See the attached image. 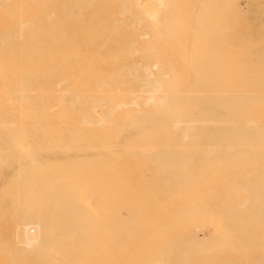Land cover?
I'll list each match as a JSON object with an SVG mask.
<instances>
[{
  "label": "bare ground",
  "instance_id": "6f19581e",
  "mask_svg": "<svg viewBox=\"0 0 264 264\" xmlns=\"http://www.w3.org/2000/svg\"><path fill=\"white\" fill-rule=\"evenodd\" d=\"M181 1L0 0V252L14 264H71L110 236H126L119 264L138 244L125 264H202L206 226L207 252L215 232L263 234L264 43L237 0ZM260 236L244 251L259 264ZM220 247L205 264L234 262Z\"/></svg>",
  "mask_w": 264,
  "mask_h": 264
},
{
  "label": "rangeland",
  "instance_id": "374dc122",
  "mask_svg": "<svg viewBox=\"0 0 264 264\" xmlns=\"http://www.w3.org/2000/svg\"><path fill=\"white\" fill-rule=\"evenodd\" d=\"M138 1L141 3V2L144 1V0H138ZM185 1H186V0H185ZM188 1H189V0H188ZM188 1H187V3H188ZM208 1H209V0H208ZM237 1H238V2H237V7H239V9H240L239 12H241L242 14L238 12V10H239L238 8H237V13H239L238 15H239L240 17H242V18L245 20V22L242 23L243 27L246 26L245 29H246L247 32H249L250 30H252V29L254 28V29H253V37H252L253 40H254V41H260V42L264 43V42H263V41H264V28H263L264 25L262 24L261 27H260L261 29H260V28L258 27V25H256L255 23H252V22H251V19H252V16H253V15L262 18L263 13H264V0H252V1H251V0H237ZM181 2H182V4L185 3V2L183 3V1H181ZM245 2H246V4H245ZM187 3H185L182 7H181L182 4L180 5V8H181V10H182L183 12H184V10H185V12H186V10L189 9L188 6H191L190 1H189L190 5H189V4L186 5ZM247 4H248V5H247ZM262 4H263V5H262ZM184 6H185V7L187 6L186 9H184V8H185ZM240 6H241V7H240ZM243 6H244V7H243ZM256 6H257V8H256ZM245 7H246V8H245ZM190 8H191V7H190ZM209 8H210V7H209ZM209 8H206L205 11L200 12V13H201L200 15L203 16L202 14L206 13V12H207V9H208L209 12H208V15H207V19H209L208 16H209V14L213 11V9H212V11L210 12L211 8H210V9H209ZM242 8H245V9H242ZM187 11H188V10H187ZM189 11H190V9H189ZM192 11H193V9H192ZM192 11H191V12H192ZM259 11L262 12V16H261V15L259 16V14H260ZM185 12H184V13H185ZM191 12H190V13H191ZM245 12H246V13H245ZM221 13H222V12H221ZM185 14H187V13H185ZM193 14H194V11H193ZM188 15H189V16H192L191 14H188ZM188 15H187V16H188ZM198 15H199V14H198ZM200 15H199V17H200ZM194 16H195V15H193V17H194ZM204 16H206V14H205ZM222 16H223V15L221 14V15H220V18H221V19H223ZM179 17H180V16H178V19H177V17H176V19H174V23H175L177 20L179 21V23H178V21L176 22V24H177L178 26H181V25H184V26H185V25H186V27L189 28V27H191L192 25H194L193 23L189 22V20H188L187 18H186V20L183 19V18L186 17V16H183L182 19H183L184 21H187V20H188L187 22H188L189 24H185V23H187V22H185L184 24H182V23L180 24V22H181L182 20H179V19H180ZM193 17H192V18H193ZM197 17H198V16H197ZM189 18H190V17H189ZM216 18H217V19H220L219 17H216ZM204 19H205V18L203 17L202 21H203ZM207 19H205V20H207ZM175 20H176V21H175ZM200 20H201V19H200ZM205 20H204V21H205ZM184 21H183V22H184ZM191 21H193V20L191 19ZM194 21H195V18H194ZM220 21H222V20H219V21L217 20V22H220ZM190 23L192 24L191 26H189ZM176 24H175V26H177ZM179 24H180V25H179ZM196 25H197V24H196ZM196 25L194 26V29H193V30H195V31H196V28L198 27V26L196 27ZM184 26H182L183 29L185 28ZM192 27H193V26H192ZM195 27H196V28H195ZM200 27H202V26L200 25L199 28H197V29H198V30L201 29ZM180 28H181V27H180ZM187 28H185V29L188 30ZM203 28H204V26L202 27V29H203ZM190 29H191V28H190ZM190 29H189V31H191ZM248 29H250V30H248ZM254 30H255V31H254ZM181 31H182V30H181ZM184 31H185V30H184ZM195 31H191V32H193V34L196 35V36H197L198 33H201V31H200V32L198 31V32H196V34H195V33H194ZM203 31H204V30H203ZM181 33H182V32H181ZM185 33L187 34V32H185ZM189 34H190V32H189ZM201 34H204V32H202ZM179 35H181V34H179ZM184 35H185V34H184ZM184 35H183V37H184ZM260 35H261V39H260V37H259ZM167 36H168V34H167ZM167 36H166V34H165V37H167ZM181 36H182V35H181ZM204 36H208V35H205V34H204ZM204 36L202 35L201 37H204ZM142 37H145V38L142 39ZM142 37H140V38H141L140 40H142V42L144 43V42L146 41L145 39H146L147 36H142ZM169 37H170V36H169ZM198 37L200 38V35H199ZM178 38H179V39H178V42H180V43H184V44H186V41H187V40H188L187 42H189V38H187V37H186L187 39H186L185 42H184V40H183V39H185V37H184V38H180V36H178ZM168 39H169V38H168ZM200 40H201V38H200ZM200 42H201V41H200ZM202 42H203V41H202ZM177 44H178V43H177ZM179 45H180V44H179ZM181 47H182V49H179V50H184V49H183L184 46H182V44L180 45V48H181ZM178 48H179V47H178ZM174 57H175V55H174ZM174 57H173V58H174ZM175 59H177V57H175ZM229 193L231 194L232 192H229ZM208 202H209V201H208ZM255 202H256L255 204H257V203H258V200H257V201L255 200ZM260 205H261V204H260ZM227 207H228V206H227ZM229 207H230V206H229ZM258 208H259V207H258ZM248 213H249V212H248ZM248 213H246V214H248ZM243 214H244V213H243ZM260 214H262V213H260ZM242 216H243L242 219H244L245 216H244V215H242ZM247 216H248V215H247ZM252 216H253V214H252ZM260 216H262V215H260ZM259 219H260V218H257V220H259ZM243 221H244V220H243ZM254 221L257 222V221H256V218L254 219ZM254 221H253V223H254ZM256 225H257V223H256ZM254 226H255V225H254ZM206 227H207V226H206ZM206 227H204L203 230H202V233H204V234L207 233V232L209 231ZM205 228H206L207 230H206ZM194 232H196V234H194V236H195L196 239L198 238V236L200 237L201 234H200V231H199V230H198V231L195 230ZM198 232H199V233H198ZM204 234H203V237L198 238L199 240L197 239V244H199L198 242H203L204 244H206L207 241L209 242V239H207V237L205 236L206 234H205V235H204ZM254 235H255L254 238H253V236H252V237H251L252 239H251V238H248V239L245 241V242L248 243V244H246V243L243 242L242 245H241V244H238V245H237V242H236V241L231 240V239H234V238H232V236H229V237H230V241L228 240L229 237H228V239H227V238H224V239H226V240H225L226 242H224V239H223L222 234H221V236H220L217 232H215V235H214L215 237H213L214 239H213V238H212V239L215 240V238L217 237L218 240H220V241L222 240V241L220 242V245H219V244H217V245L215 244V243L219 242L217 239H216L217 242L215 241L214 243H213V242H212V243L215 244V247H220L221 245H222V246L224 245L223 248H225L226 251H228V252H230V251L232 252V251H233L234 253H233L232 255L229 253L230 255H229V254H225L226 257H225V256H224V257H225V258H227V257L229 258V256H230V258H232L231 261H234L232 264H234L235 261L238 260V255L242 254V252H244V251H248L250 247H251L250 250H251V249L253 250V246H251V245L257 243V244H256L257 246L254 245V246L257 248V249L255 248L256 251L259 249V246H260V247H263V244H260L261 242H260V243L258 242L260 239L257 240V238H258L260 235H259L258 237L256 236V235H258L257 233H255ZM212 236H213V234H212ZM263 236H264V232H263V234L260 236V238L263 237ZM124 237L126 238V236H124ZM124 237H123L122 239H121V238H119V239H121V240L124 242V241H126V240H123ZM128 237H130V236L127 235V238H128ZM135 237H136V236H135ZM256 237H257V238H256ZM132 238H134V236H133ZM132 238L130 237L129 240L132 239ZM136 238H137V237H136ZM3 239H4V238H1L0 241H3ZM86 239H87V238H84V240H86ZM92 239H93V240H92ZM99 239H100V240H99ZM109 239H110V240H109ZM119 239L116 238V240H115L114 237L110 236V237H105V238H90V239L86 240V241H90V242H92V243H93V242H101V241H102V243H106V244H104V246H106V249L108 248L109 250H106V249H105L104 251H99V252H98V250L92 249V248H93L92 245H91V246L88 245L86 250H85V248H81V247H80L81 245L78 246V247H75V248H71L70 251H69V252L71 253L70 255H72V258L70 257V258L72 259V260H71V262H72L71 264H81L80 259H79L80 257L78 258V256L81 255L82 252H83L82 255L84 256V258H83V256L81 255V256H82L81 259H83V260H84V259H88L87 256L90 257V260H92V259H91L92 256H94L95 259L98 258V260H97V259H96V260H92L91 264H94L95 262H96V264H101V263H102V264H106V263H109V262H107V261H109V260L111 261V260H112V257L115 259V257L113 256V253H112V252H114V255H116V253H117V254H118L117 257L120 256V255H122V254H123L122 257H124V255H125V253H124L125 250H123V248L121 249L122 245H120V244H122V243H121L120 241H117V240H119ZM200 239H201V240H200ZM249 239H251V240H249ZM79 240H83V239L80 238ZM96 240H97V241H96ZM133 240H134V241L131 240L132 242H130V241L128 242V241H127L126 244L128 243L129 245H131V244L134 245V243H135L136 241L138 242V239H137V240L133 239ZM203 240H204V241L206 240V241L204 242ZM227 240H228V241H227ZM253 240H254V241H253ZM262 240H263V239H262ZM262 240H261V241H262ZM248 241H250V243H249ZM115 242H116V244L113 245L112 243H115ZM118 242H119V244H118ZM137 242H136V243H137ZM222 242H223V243H222ZM262 242H264V241H262ZM109 243H110V244H109ZM139 243H141V241H140ZM203 243H201L202 246H203L202 250H204V252H205V251L207 250V247H208V244H209V243H207V246L203 245ZM221 243H222V244H221ZM228 243H230V244H228ZM252 243H253V244H252ZM108 244H109V245H108ZM128 244H127V246H128ZM201 244H199V245H201ZM213 244H212V245H213ZM225 244H228V245H225ZM244 244H245V245H244ZM93 245H94V244H93ZM212 245H211V247L208 248V250H209L210 253L207 252V251H206L205 253H204V252L202 253V250H201V253H202L203 255H202V254L200 255V254H199V253H200V252H199L200 250H198V254H195V255H200L201 257H202V256L204 257L205 255H206V256H207V255L209 256V254H211V253L214 254V251H215V250L213 251V249H214L215 247H214V245H213V246H212ZM246 245H247V247H249L248 249H247ZM109 246H110L111 248L113 247L114 250L111 251L112 249H111ZM118 246H119V247H118ZM136 246H137V248L141 249L140 247H138V246H140V244H138V245H136ZM136 246H135V245H134V247H133V246H130V248H127V247L125 246L126 249H128V250H126V251H128V254H129V255L125 256V257L127 258L128 261L130 260V259H128V258H129V257H132V256H133L132 254H134L133 252L130 253V252H129V249H130V251H131V250L134 249ZM222 246L220 247V249L222 248ZM242 246H243V247H242ZM89 247H90V248L92 247V248H91L92 250H90ZM115 247H118V248L115 249ZM205 247H206V249H205ZM213 247H214V248H213ZM236 247H238V248H236ZM77 248H79V249L77 250ZM137 248H135L134 250H137ZM223 248H222V249H223ZM229 248H230L231 250H230ZM239 248H241V249H239ZM243 248H244V249H243ZM72 249H73V251H72ZM82 249H83V250H82ZM96 249H97V248H96ZM110 249H111V250H110ZM215 249H216V248H215ZM220 249H218V250H220ZM227 249H228V250H227ZM238 249H239V250H238ZM242 249H243V250H242ZM261 249H262V248H261ZM84 250H85V251H84ZM218 250H217V252H218ZM240 250H241V251H240ZM9 251L11 252L12 250H9ZM71 251H72V252H71ZM74 251H76V254H75V256L77 255L76 258H75V256H74V253H75ZM78 251H79V252H78ZM109 251H110V252H109ZM138 251H139V250H138ZM212 251H213V252H212ZM220 251H221V250H220ZM220 251H219V252H220ZM236 251H238V253H239V251H240V254H237ZM256 251H255V252H256ZM10 252H9V253H10ZM12 252H14V251H12ZM69 252H68L67 255H69ZM84 252H85V253H84ZM107 252H109V253H107ZM118 252H119V253H118ZM136 252H137V251H136ZM141 252H143L142 249H141ZM152 252H153V255H151ZM152 252H149V253H151V254H149L148 252H147V253L145 252L146 255H145L144 253H141L140 255H139V254H137V255L135 254V255L137 256V259H140V258H141V260L143 259V257L147 258L149 255H151V256L153 257L152 260L155 262V261H156V260H155L156 255H154V251H152ZM235 252H236V253H235ZM257 252H258V251H257ZM9 253L7 252V253H2V254H1V252H0L1 255H4V254L9 255ZM14 253H15V252H14ZM14 253H13V255H11V256L9 255L10 257H8V258L5 257V256H6V255H5V256H4L5 259L1 258V257H2V256H1L0 258L3 259V260H0V261H1V264H3L2 261L4 262V261L6 260V258H7V261H9V263H8L7 261H6V263H8V264H14L15 262H12L13 259H11V258H14V257H15V256H14V255H15ZM72 253H73V254H72ZM79 253H80V254H79ZM90 253H92V255H91ZM97 253H98V254H97ZM139 253H140V251H139ZM196 253H197V252H196ZM206 253H207V254H206ZM208 253H209V254H208ZM215 253H216V251H215ZM221 253H223V250L221 251ZM246 253H248L247 257L251 255L250 252H244L242 256H244L245 259H248V260L251 262V263H249V264H255V263L259 264L258 261L256 262V258H253V257H251V256L247 258V257L245 256ZM251 253H252V252H251ZM259 253L262 254L261 250L259 251ZM10 254H11V253H10ZM78 254H79V255H78ZM94 254H95V255H94ZM105 254H108V255H105ZM126 254H127V252H126ZM204 254H205V255H204ZM255 254H256V253H255ZM257 254H258V253H257ZM16 255L18 256V257H17V258H18V264H28V263H26L27 261H25V263H24V260H26V257L21 256V255H18V254H16ZM86 255H87V256H86ZM98 255L100 256V258H99ZM102 255H103V256H102ZM110 255H111L112 257H110ZM131 255H132V256H131ZM138 255H139V256H138ZM217 255H218V254H216V258H217ZM223 255H224V254H223ZM227 255H228V256H227ZM253 255H254V254H253ZM253 255H252V256H253ZM263 255H264V253L261 255V256H262V259H263ZM13 256H14V257H13ZM96 256H97V257H96ZM136 256H135V257H136ZM151 256H150V257H151ZM200 256L198 257V258H200V260H199V259H198V260L201 261L202 264H205L206 261H207V259L210 260V258H211V256H210V257H204V258L202 257L203 259L201 260V257H200ZM214 256H215V255H212L211 261H212V259H213ZM218 256H220V258H221V257H222V254H219ZM240 256H241V255H240ZM255 256H256V255H254V257H255ZM23 257H24V258H23ZM73 257H74V259H73ZM107 257L109 258V260L107 259ZM133 257H134V256H133ZM138 257H140V258H138ZM150 257H149V258H150ZM195 257H196V256H195ZM224 257H222V258H224ZM233 257H234V258L236 257L237 259H234V260H233ZM256 257H257V259L259 258L258 256H256ZM22 258H23V259H22ZM102 258H105V259H103L105 262L102 260ZM126 258H125V259H126ZM250 258H251V259H250ZM252 258H253V261H254L255 263L252 261ZM19 259H20V260H19ZM21 259H22V260H21ZM116 259H117V258H116ZM116 259L114 260V262L117 261ZM120 259H121V257H120ZM125 259H124V260H123V258L121 259V261L123 260V264H125ZM135 259H136V258H135ZM217 259H219V258H217ZM260 259H261V258H260ZM260 259H259L260 264H261L262 262L264 263V259H263L262 261H261ZM90 260L88 259L87 261L90 262ZM141 260H140V261H141ZM204 260H205V261H204ZM220 260H221V259H220ZM225 260H226V259H225ZM75 261H77V262H75ZM78 261H79V262H78ZM81 261H82V260H81ZM87 261H86V262H87ZM94 261H95V262H94ZM99 261H102V262L99 263ZM128 261H126V262H128ZM130 261H132V260H130ZM130 261H129V262H130ZM133 261H134V260H133ZM136 261H138V260H136ZM213 261H214V260H213ZM217 261H219V260H217ZM10 262H11V263H10ZM20 262H21V263H20ZM22 262H23V263H22ZM86 262H85V263L82 262V263H83V264H88V263H89V262H88V263H86ZM93 262H94V263H93ZM111 262H113V261H111ZM114 262H113V264H114ZM118 262H120V260L117 261V263H118ZM204 262H205V263H204ZM208 262H209V261H208ZM221 262H222V261H221ZM221 262H220V263H215V264H223V263H224V260H223V263H221ZM226 262H228V261L226 260ZM4 263H5V262H4ZM140 263L143 264V263H145V262L142 260ZM212 263H213V262H212ZM109 264H112V263H109ZM118 264H119V263H118ZM120 264H122V263H120ZM127 264H128V263H127ZM133 264H138V262H137V263H133ZM151 264H152V262H151ZM224 264H231V263H224ZM237 264H238V263H237Z\"/></svg>",
  "mask_w": 264,
  "mask_h": 264
}]
</instances>
